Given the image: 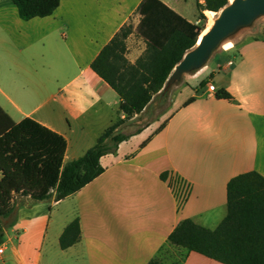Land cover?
I'll use <instances>...</instances> for the list:
<instances>
[{
	"label": "crops",
	"instance_id": "0c3cea01",
	"mask_svg": "<svg viewBox=\"0 0 264 264\" xmlns=\"http://www.w3.org/2000/svg\"><path fill=\"white\" fill-rule=\"evenodd\" d=\"M160 1L199 22L187 0ZM141 2L60 0L51 15L22 20L0 0V108L15 123L30 118L62 136L64 163L124 118L119 97L90 65L130 18L137 30ZM229 42L119 126L128 139L100 158L104 171L80 191L59 202L16 198L2 220L0 264H147L160 253L220 264L170 246L168 236L183 219L216 229L227 214V183L251 171L264 178V30L254 23ZM126 46L130 63L145 49L135 34ZM173 176L187 184L180 202ZM75 218L79 241L61 250L59 237Z\"/></svg>",
	"mask_w": 264,
	"mask_h": 264
},
{
	"label": "trees",
	"instance_id": "16d2710c",
	"mask_svg": "<svg viewBox=\"0 0 264 264\" xmlns=\"http://www.w3.org/2000/svg\"><path fill=\"white\" fill-rule=\"evenodd\" d=\"M10 1L22 20L49 16L60 2ZM194 1L199 14L197 24L188 22L160 0H142L136 9L140 17L136 32L130 18L92 61L91 70L119 97V113L124 118L106 129L78 159L64 163L66 142L62 136L30 118L15 123L0 108V245L4 238L2 220L15 211L16 198L44 202L53 197L59 202L102 174L100 158L115 152L118 144L128 139L115 130L140 114L154 96L165 92L175 66L205 31L201 26L206 20L204 11L217 13L229 0ZM132 34L145 44L134 63L126 58V40ZM217 97L231 98L224 91H219ZM177 196L180 202L181 196ZM226 201L227 214L216 229L183 219L169 234V245L220 264H264V178L253 171L235 176L227 183ZM79 238L80 221L75 218L59 237L60 249L72 247ZM164 256L166 253H160L147 264H165ZM182 262L180 259L176 264Z\"/></svg>",
	"mask_w": 264,
	"mask_h": 264
},
{
	"label": "water",
	"instance_id": "95a60500",
	"mask_svg": "<svg viewBox=\"0 0 264 264\" xmlns=\"http://www.w3.org/2000/svg\"><path fill=\"white\" fill-rule=\"evenodd\" d=\"M210 29L198 37L196 45L187 51L170 74L164 90L178 83L184 75L201 70L222 44L239 31L250 28L264 17V0H233L217 12Z\"/></svg>",
	"mask_w": 264,
	"mask_h": 264
},
{
	"label": "rangeland",
	"instance_id": "374dc122",
	"mask_svg": "<svg viewBox=\"0 0 264 264\" xmlns=\"http://www.w3.org/2000/svg\"><path fill=\"white\" fill-rule=\"evenodd\" d=\"M228 3H229V1H228ZM186 6H187V9H189V11L192 13V14H196V10H195V6H194V2H193V0H187V4H186ZM205 17H206V20H205V22L204 23H201V26H202V28H203V30H206L207 28H208V23L210 22V21H212V19L215 17H217L216 15L217 14H215V13H209V12H205ZM190 18H194V17H190ZM214 18V19H215ZM255 25H256V27H261L263 30H264V17H262V18H259L257 21H255ZM134 26V25H133ZM210 28V27H209ZM203 32V31H202ZM230 40H227V41H225V42H229ZM224 42V43H225ZM223 43V44H224ZM222 44V45H223ZM230 45V43H226L224 46H223V49H225V48H227L228 46ZM219 50H222V46L221 47H219L218 48V50L217 51H219ZM206 73V74H205ZM204 74L205 75H207L208 74V72H205ZM202 75H203V73H202ZM200 78H201V76H200ZM6 220H4V222H5ZM6 254H7V252H6ZM180 260V257L178 256V255H167V256H164V261H165V264H176V262H178Z\"/></svg>",
	"mask_w": 264,
	"mask_h": 264
},
{
	"label": "built area",
	"instance_id": "2783aa9c",
	"mask_svg": "<svg viewBox=\"0 0 264 264\" xmlns=\"http://www.w3.org/2000/svg\"><path fill=\"white\" fill-rule=\"evenodd\" d=\"M207 90L209 93H212L214 92V86L213 85H209L207 87ZM169 186H170V189L172 190V193L174 194L176 200L178 201V196L177 195H180L182 196V193L184 192V190H186V187H187V184L186 182L181 179L180 177L178 176H173L169 182ZM179 196V198H180ZM3 252L2 249H0V254Z\"/></svg>",
	"mask_w": 264,
	"mask_h": 264
},
{
	"label": "bare ground",
	"instance_id": "6f19581e",
	"mask_svg": "<svg viewBox=\"0 0 264 264\" xmlns=\"http://www.w3.org/2000/svg\"><path fill=\"white\" fill-rule=\"evenodd\" d=\"M232 1L233 0H229V4L230 3H232ZM215 14H217V13H215ZM218 15V14H217ZM216 15V16H217ZM215 18V17H214ZM214 18L212 19V21H210L209 23H208V28L199 36V37H201L203 34H205L210 28L209 27H211L212 26V24H213V21H214ZM226 43H231V42H225L223 45H222V48H223V46L226 44ZM226 49V48H225Z\"/></svg>",
	"mask_w": 264,
	"mask_h": 264
}]
</instances>
